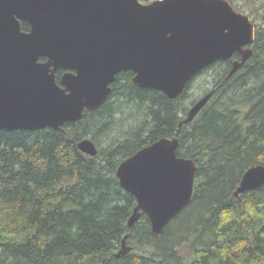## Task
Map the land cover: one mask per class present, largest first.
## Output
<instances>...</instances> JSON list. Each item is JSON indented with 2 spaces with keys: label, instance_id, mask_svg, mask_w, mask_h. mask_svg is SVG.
I'll list each match as a JSON object with an SVG mask.
<instances>
[{
  "label": "trees",
  "instance_id": "trees-1",
  "mask_svg": "<svg viewBox=\"0 0 264 264\" xmlns=\"http://www.w3.org/2000/svg\"><path fill=\"white\" fill-rule=\"evenodd\" d=\"M251 50L230 79L232 60L199 73L218 68L217 90L180 130L194 79L169 100L124 72L101 107L61 131H0V264H264V186L233 196L244 172L264 165V27L255 25ZM173 136L177 155L197 165L192 200L160 236L145 215L129 230L136 201L116 168ZM85 138L105 147L84 155ZM126 235L133 251L115 258Z\"/></svg>",
  "mask_w": 264,
  "mask_h": 264
},
{
  "label": "water",
  "instance_id": "water-1",
  "mask_svg": "<svg viewBox=\"0 0 264 264\" xmlns=\"http://www.w3.org/2000/svg\"><path fill=\"white\" fill-rule=\"evenodd\" d=\"M21 22L30 25L21 31ZM254 25L226 0H0V131H61L93 112L110 96L120 73L132 84L182 96L201 71L234 55L227 78L252 57ZM47 59L40 63L39 59ZM64 70L59 84L55 73ZM204 95L177 130L190 124L212 98ZM98 154L89 139L77 143ZM178 139L161 138L122 161L115 176L136 201L127 226L145 215L151 231L164 228L192 200L197 165L177 155ZM264 186V165L248 168L235 198ZM126 235L115 258L131 248Z\"/></svg>",
  "mask_w": 264,
  "mask_h": 264
},
{
  "label": "rangeland",
  "instance_id": "rangeland-1",
  "mask_svg": "<svg viewBox=\"0 0 264 264\" xmlns=\"http://www.w3.org/2000/svg\"><path fill=\"white\" fill-rule=\"evenodd\" d=\"M228 1L230 2V4L232 5L233 9L236 12L241 13L243 15H247L251 20H253V24L255 23L254 25L264 27L263 22L261 21V18H260L261 16L264 15V0H228ZM219 71L220 70L217 68L215 70L206 72L205 74H199L200 76L196 75L194 77V80L188 86V89L186 90V93L183 97V100L181 101L183 106L187 107V112L193 106V104L196 101H198L201 97H203L204 95H206L212 91L213 96H214V94L217 90V87L215 85L216 83H215L214 79L216 78ZM230 78H226V79H230ZM213 96H212V98H213ZM212 98L209 100V102L212 100ZM209 102H208V104H209ZM134 113H135V111H133L131 114L134 115ZM186 114L187 113L181 114V118L184 119L186 117ZM125 115L127 116L128 114L125 113ZM137 118L138 117H134V119H137ZM139 120H140V118L137 119V121H139ZM99 142H100V145L98 144V142H93V143L97 146V148H98V145L100 148H102V147L104 148L105 143L103 144L101 142V140ZM132 251H133V249L131 248L130 252H132Z\"/></svg>",
  "mask_w": 264,
  "mask_h": 264
},
{
  "label": "flooded vegetation",
  "instance_id": "flooded-vegetation-1",
  "mask_svg": "<svg viewBox=\"0 0 264 264\" xmlns=\"http://www.w3.org/2000/svg\"><path fill=\"white\" fill-rule=\"evenodd\" d=\"M156 1H162V0H138V2H139L141 5H144V6H146V5H150V4H152L153 2H156ZM226 1H228V0H226ZM20 28H21V31L24 32V33H29V31H30V25H29L28 23H25V22H21V24H20ZM236 56H237V57H236ZM235 57H236V58H235ZM234 58H235V60H238V59H240V56H239V55H235ZM46 60H47V59H45V58H40V59H39V62H40V63H45ZM64 74H65V71H64V70H61V69H60V70L56 71V73H55V80H56V83L59 84L60 79H61V77H62Z\"/></svg>",
  "mask_w": 264,
  "mask_h": 264
},
{
  "label": "bare ground",
  "instance_id": "bare-ground-1",
  "mask_svg": "<svg viewBox=\"0 0 264 264\" xmlns=\"http://www.w3.org/2000/svg\"><path fill=\"white\" fill-rule=\"evenodd\" d=\"M240 183V182H239Z\"/></svg>",
  "mask_w": 264,
  "mask_h": 264
}]
</instances>
